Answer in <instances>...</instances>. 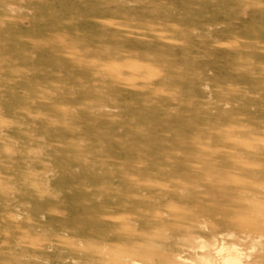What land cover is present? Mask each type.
Wrapping results in <instances>:
<instances>
[{"label":"rangeland","instance_id":"rangeland-1","mask_svg":"<svg viewBox=\"0 0 264 264\" xmlns=\"http://www.w3.org/2000/svg\"><path fill=\"white\" fill-rule=\"evenodd\" d=\"M0 43V85L11 83L27 101L45 89L59 90L63 100L76 101L79 106L108 104L103 95L114 83L108 67L118 60L126 69L125 79L123 88L116 87L119 96L112 102L124 107V112L96 110L124 116V120L134 117L140 120L138 129L158 140L163 139L164 130L179 131L178 114L198 129L209 112L217 118L228 115V121L263 119L260 79L240 74L264 70V0H0ZM246 63L249 66L242 67ZM133 68L139 71L140 90L129 85ZM147 86L157 88L158 93L169 89L166 93L174 100L153 97ZM6 99L8 96H0V101ZM169 104L176 108L174 114L162 111ZM91 106L78 112L87 121L83 125L87 131L81 133L93 142L97 130L90 125L94 120ZM31 123L41 125L33 117ZM155 123L162 127L157 130ZM16 135L2 139L21 138ZM36 146L33 143L31 150L25 147L22 151L12 146L0 152V264H212L203 255L191 258L188 248L181 245L160 247L167 257L158 255L159 241L172 237L174 243L172 235L180 234L177 229H197L201 224L233 218L236 198H213L214 188L202 180L208 170L185 163L176 166L175 161L171 165L166 160L153 162L145 149L135 150L132 154L139 164L124 168L128 179L117 191L111 190L108 198L96 188L97 172L89 165L80 161L61 164L57 157L67 152H39L40 146ZM217 171L220 175V169ZM221 180L231 188V184L227 186L230 181ZM176 183L192 189L190 194L177 193ZM243 197L240 194L239 201ZM202 203L205 205L200 206ZM206 205L214 206V212ZM179 222L182 228L172 227ZM250 228L239 226L236 231L264 237V226ZM244 249L250 252L248 246ZM216 252L219 248L211 253ZM251 254L249 260L261 259L257 252Z\"/></svg>","mask_w":264,"mask_h":264},{"label":"bare ground","instance_id":"bare-ground-1","mask_svg":"<svg viewBox=\"0 0 264 264\" xmlns=\"http://www.w3.org/2000/svg\"><path fill=\"white\" fill-rule=\"evenodd\" d=\"M114 17L116 18V16H114ZM64 18H63V20H64ZM119 19H121V18H119ZM94 26H96V24H94ZM112 26H114V25H112ZM53 29H54V27H53ZM73 29H71V30H73ZM98 31H100V30H98ZM109 35H110V33H109ZM25 36H28V35L25 34ZM96 36H97V34H96ZM122 37L124 38V36H122ZM101 42H103V41H101ZM57 47H59V46H57ZM106 49H108V48H106ZM79 50H81V49H79ZM106 52H104V53H106ZM114 52L117 53L118 51H114ZM105 55L107 57V54H105ZM31 56H34V55H30V57ZM119 57H120V55H119ZM16 59H18V58H16ZM5 60H8V59L5 58ZM18 60H16V61H18ZM10 61H12V60L10 59ZM10 61L8 62L9 64H10ZM31 62H33V61H31ZM8 63H6V64H8ZM249 64L250 63H246L242 67H248ZM49 67H51V66H49ZM16 69H17V67H16ZM103 69H106V68H103ZM125 70L126 69H124V64H122L118 60L117 61H113V60L111 61V63L109 64V67H108L109 72L108 71L107 72L110 73L109 76L111 77V79L114 83L112 85L113 87L109 88V90H110L109 92H111V94L109 92L106 94V92H105V94H104L105 96L103 95V100L104 99L109 100L108 104H104V103H102V101L100 102V99L99 100L97 99L100 102V106H97L98 105L97 101H96L97 105H93V103H92V106H91V103H90L86 106H79V103H77L76 101L72 102L73 100L72 101L67 100V99L63 100L62 97H60V95L57 93L59 90L56 92L55 90H45V89L39 90L40 92H39L38 96H34L29 101H27L24 98L25 96L22 97L21 93L18 92L15 89V87L12 86L11 83L10 84L4 83V84L0 85V96H4V95L8 96V99H6V101H0V152L6 151L7 149H10V148L13 149V147L14 148H16V147L20 148V150L25 149V147H29V149H30L31 146L33 145V143H34V145L40 146L38 148L36 146L37 151H39V152L48 151L49 149L51 150V152H56V151L57 152L60 151V152H64V153L67 152L66 155H62L61 157H57L58 161L61 164L72 163L74 161H78V162L80 161L79 164H81V165H84V166L89 165L90 170L97 172L95 174L96 179H94V180H96V182H95L96 186H97L96 188L98 189V191H104V194L108 198L111 196V193H112L111 190L117 191L116 189H118L122 186L123 181L128 179L129 176L127 175V173H124V168L126 166H133V165L139 164L138 160L136 159V156H134L132 154L135 150L145 149L146 153H148V155L151 157V160L153 162H156V161L162 162L161 160H163V162H165V160H166V162L167 161H168V163L170 162V165H171L172 161H175L176 166H179V165L181 166L182 163L190 164L192 167L201 166L205 170H208L207 174L206 173L204 174V178H202V180L205 182L204 184H206V183L209 184L211 189L214 188L215 192L213 191V193H212L213 198L220 197L219 198L220 200L222 199V197L225 200H229L230 198L231 199L236 198L237 204L233 208H231V212L233 211L234 216H233V218H228L226 220H223L224 218H222V217H224V216H222L221 217L222 219L220 218L221 219L220 222H217V223L214 222L216 224H212V225L209 224V226L203 225V227L201 226L202 225L201 224L200 227L197 229H194L195 227L194 228H188V227L184 228L183 227L184 229H182V230L177 229L178 233H180V234L172 235V236L176 237V240L174 243L170 242L172 240V237H170L169 240H167V238L164 237L163 240L159 241L161 246H159V248H158V252L160 253L158 255H162V257H167L166 251H164L160 247L165 248L167 246H169V247L174 246L175 247V246L181 245V246L188 248L187 251H189L191 258L193 257L192 255H194L196 258L199 257L200 255H203L206 257V259L209 260L208 263L211 262L212 264H261L262 262H264V237L253 236V235L248 234V233L236 231V228H238L239 226L244 227L246 229H251L250 227H252L253 229L254 228L258 229V228H262L264 226V114L262 115L263 116L262 121L247 120L246 117L240 118V119L235 120V121L234 120L228 121L226 119L228 117V115H222L221 118H217V117L212 116V114H210V112H209V113H206L205 119H202V125H200V126H202L201 129L191 127L189 124V121H184L182 119L183 116L181 117L182 114L181 115L178 114V116L176 117V119H177L176 124L179 126V129L178 128H176V129H178L179 131L172 133V132H170L171 130H168V129L164 130L163 139L158 140V138L155 135H148V134L146 135V132H143L144 130L142 131L141 129H138V127L141 126V125H138V122L140 120L137 121L134 117L133 118L128 117V118H125V120H124V116L121 115L124 112V107H122L119 104L118 105L114 104V102H112V100L118 99L117 97L119 96V95H117L116 87H118V88L122 87L123 88V85H121V83H123L124 79H125L124 78ZM33 71L35 72V70H33ZM132 71L134 73V76L129 81V85L131 86L130 88H133L134 90L135 89L140 90V88H138V87H140V85L138 86V84H137L138 83L137 81L139 78L137 73L139 71L136 70L135 68H133ZM7 72L10 73L9 70ZM63 72H66V71H63ZM93 72H94V70H93ZM41 73H43V72H41ZM88 73H91V72H88ZM102 73L103 72H101V74ZM18 74L19 73H17V75ZM63 74H65V73H63ZM3 75H4V73H3ZM240 75L244 76V77H250V79L254 78V77H258V79H260V81H261V83L259 85V89H262L264 91V78H261L262 75H264V70H262L261 72H258V73H255V71L254 72H245V73L240 74ZM15 77L16 76L14 75V78ZM17 78H15V79H17ZM54 78H56V77H54ZM17 80H19V79H17ZM32 80H34V78ZM150 82H152V80ZM60 83L61 82H59V84ZM28 84H30V83H28ZM36 86H37V84H36ZM42 86H45V85H42ZM114 86H115V88H114ZM84 87L85 86H83V89H84ZM147 87H148V90H151L153 97H156V98L164 97L165 100L166 99L170 100V101L174 100L173 96L166 93L167 91H169V89L160 90L161 92L158 93L157 88L153 89L154 87H150V86H147ZM61 89H62V87H61ZM73 90H74V86H73ZM61 92H62V90H61ZM97 92H98V90H97ZM68 93H71V91H68ZM159 95H160V97H159ZM120 98H122V97H120ZM3 99H5V98L3 97ZM86 99H88V98H86ZM105 103H107V102H105ZM239 104H240V102H239ZM151 105H153V104H151ZM175 105L179 106L177 103ZM90 106L92 109L94 108L93 110L90 111L92 119H94V120H92L93 122H91L92 124H90V125L94 124L95 129L97 130L94 133L93 142H90L88 134L84 135L81 133V132L87 131L86 126L83 127V125H87L86 124L87 121H83V118H85L86 116L82 118V116L78 112V111H80L79 109L87 108ZM171 106H172V104H169V106H165L166 108L163 107L162 111H164V113L167 115L172 114L173 111H176V108H173ZM96 108L97 109H102V108L104 109L105 108V111L106 110L109 111V110H112L115 108V109H118L117 110L118 112L119 111L121 112V114H119V115L123 116V117H120V118L114 117V116H112L113 114L109 115L108 113L102 114L101 113L102 111L96 110ZM134 112H133V114H135ZM113 113H115V112H113ZM187 113H188V111H187ZM116 115H118V114H116ZM155 115H156V113H155ZM196 115H197V112H196ZM145 116H146V114H145ZM32 117L34 119L38 120L39 122H41L40 123L41 125H39V127L36 126V124H34L36 126L35 127L31 123ZM152 117H154V116L152 115ZM174 118H175V115H174ZM184 118L186 119V116H184ZM168 120H169V118H168ZM42 121L46 123L47 127L42 126L43 125ZM145 121H147V120H145ZM193 121H194V119H193ZM153 122H157V120L154 119ZM89 123L90 122H88V124ZM155 124H157V123H155ZM160 124L161 123H158L156 126L154 125V128H156L157 130L160 129L162 127V125H160ZM167 124H169V123H167ZM150 125H149V127H150ZM91 128H89V129H91ZM150 132H152V131H150ZM13 134L14 135L17 134L21 138L20 139L17 138V139L10 140V141H8V140L6 141V140L2 139L4 137V135L7 136V135H13ZM81 134H82V136H81ZM158 135H160V134H158ZM160 139H161V136H160ZM191 139H192V141H191ZM184 147H188L189 150L194 151V153L193 152L192 153L187 152L184 149ZM81 155L85 156L86 158H83V159L80 158ZM88 156H90V158ZM147 161L143 165H146L148 163ZM75 164L76 163H73V165H75ZM172 165H174V163ZM191 166H189V167H191ZM214 168L216 170H214ZM219 169H220L221 177L217 171ZM229 170H231L232 172ZM214 171H215V173L213 174ZM210 175H213V176H210ZM208 176H210V177H208ZM221 179H227L228 181H230V183L229 182L227 183V186H228V184H231L232 185L231 188H226L225 185L223 184L225 182H223ZM186 181H188V180H186ZM175 185L178 187L177 188L175 186L177 188V189L175 188V191L179 194L185 193V195H187V194H190V192L192 190V189L188 188V186H184V185L182 186V184H179V183L178 184L176 183ZM180 185L182 186V188L179 187ZM216 189H219V190L217 191ZM171 193H172V191H171ZM197 193H199V192H197ZM210 193H211V191H210ZM240 194L244 195V197H243L244 201H239ZM203 195H205V194H203ZM196 197H199V196H196ZM205 198H206V195H205ZM190 199L191 198H189V200ZM202 199L203 198L201 197V200ZM219 199L217 200V202L219 201ZM210 202H211V200H210ZM212 202H215V201H212ZM203 204L204 203H202V205L200 204V206H203ZM206 204H207V202H206ZM223 204H224V202H223ZM232 205H234V204H232ZM208 206H210V204H208ZM206 207H207V205H206ZM207 208H209V207H207ZM224 210H225V208H224ZM224 210L222 212H224ZM213 212H214V210H213ZM180 213H181V210H180ZM207 213H209V212H207ZM226 214H227V212H226ZM235 216L238 219H236ZM204 219H205V217H204ZM192 220L194 221V219H192ZM203 221H205V220H203ZM205 223L207 224V221ZM196 224H198V223H196ZM171 225H174V226H172L174 228H182L183 223L182 222H179L176 224L172 223ZM244 246H248V248L250 249L248 251H250L251 253L255 254L257 252V254H260L261 259L259 257L255 260H249L250 257H252V254L250 255V252L246 253ZM218 248H219V252H216L215 254L211 253L213 250H218ZM181 254H184V253H181ZM187 254L188 253H186V255ZM180 256H182V255H180ZM168 258H170V257H168ZM171 259H173V258H171ZM171 259H169V260H171ZM258 259H260L261 261H259ZM190 261H192V259Z\"/></svg>","mask_w":264,"mask_h":264}]
</instances>
